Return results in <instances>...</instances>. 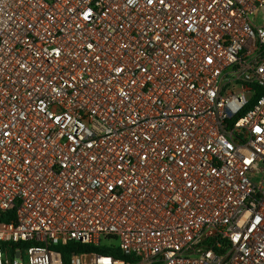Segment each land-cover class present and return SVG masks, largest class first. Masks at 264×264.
Listing matches in <instances>:
<instances>
[{"label": "built area", "instance_id": "2783aa9c", "mask_svg": "<svg viewBox=\"0 0 264 264\" xmlns=\"http://www.w3.org/2000/svg\"><path fill=\"white\" fill-rule=\"evenodd\" d=\"M9 212L0 264H264V0H0Z\"/></svg>", "mask_w": 264, "mask_h": 264}, {"label": "trees", "instance_id": "16d2710c", "mask_svg": "<svg viewBox=\"0 0 264 264\" xmlns=\"http://www.w3.org/2000/svg\"><path fill=\"white\" fill-rule=\"evenodd\" d=\"M13 214H14L13 212H9L6 214L1 213L0 214V223L9 222L11 220V217L13 216ZM11 245L10 244H3V247L7 248L8 246H11ZM55 250L61 253V255L63 257L64 264H70V257L74 253L82 254V253L96 252V253L101 254V255H114V257H116V254L110 252L109 250L97 249V248L90 246V245H83V244L74 243V242H70L69 244H67L65 246H57V247H55Z\"/></svg>", "mask_w": 264, "mask_h": 264}, {"label": "rangeland", "instance_id": "374dc122", "mask_svg": "<svg viewBox=\"0 0 264 264\" xmlns=\"http://www.w3.org/2000/svg\"><path fill=\"white\" fill-rule=\"evenodd\" d=\"M116 257H117V258H121V256H120V254H119V253H117V254H116Z\"/></svg>", "mask_w": 264, "mask_h": 264}]
</instances>
